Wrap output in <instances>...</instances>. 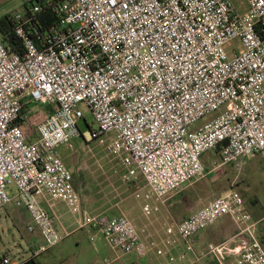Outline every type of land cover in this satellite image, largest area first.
Wrapping results in <instances>:
<instances>
[{
    "label": "built area",
    "instance_id": "2783aa9c",
    "mask_svg": "<svg viewBox=\"0 0 264 264\" xmlns=\"http://www.w3.org/2000/svg\"><path fill=\"white\" fill-rule=\"evenodd\" d=\"M23 2L28 9L13 15L23 53L10 52L0 36V211H28L30 231L42 238L34 256L63 239L42 201L80 208L58 152L79 136L106 145L126 171L124 181L141 177L151 191L145 198L163 203L206 176L208 152L219 153L218 169L264 157V0H247L244 13L232 0ZM45 7L57 19L47 26L39 17ZM88 114L97 127L83 133L80 122L91 127ZM144 211L151 213L149 204ZM225 216L239 232L196 252V235ZM83 224L114 250L145 253L141 232L125 215ZM174 227L168 233L175 231L197 261L213 256L225 264L232 255L237 264H264L257 223L236 191ZM22 263L0 255V264Z\"/></svg>",
    "mask_w": 264,
    "mask_h": 264
},
{
    "label": "rangeland",
    "instance_id": "374dc122",
    "mask_svg": "<svg viewBox=\"0 0 264 264\" xmlns=\"http://www.w3.org/2000/svg\"><path fill=\"white\" fill-rule=\"evenodd\" d=\"M232 1L240 12L244 13L249 10L247 0ZM24 8L23 0H0V18L6 15H14L18 11H24ZM234 43L240 45L238 40ZM87 117L91 127H88L84 121L80 122V129L83 133L90 132L91 128L97 127L94 118L89 114ZM204 122L205 120L202 121V123ZM105 138L108 142L109 138ZM58 152L71 171L74 177V185L81 198L84 194L85 197H92L96 201L103 200L105 203L104 210L110 209L115 203L124 199L121 206L129 210L128 215L127 213L125 215L134 223L141 234L142 231L145 232L141 229L147 226L159 230L151 252L155 264L187 263L189 254L186 252L181 238L175 231L173 234L168 233L169 229L174 230L175 227L166 218L165 204L154 195L146 199V194H151L148 187L141 188V196L137 198L134 192L128 188L130 183L123 179V167L121 164L119 165L117 158L107 153L106 145H102L97 140L87 141L83 136H79L72 142L71 146H62ZM214 156V152H208L205 155L206 172L209 166H213L214 161L220 160L218 154L217 159ZM248 169L244 173V179L238 183V186L247 193L245 194L248 200L245 203L246 208L249 206V200L257 199L259 208L264 210V169L258 165L257 160H252ZM231 178V174H227L225 180H231ZM218 179L222 178L219 177ZM205 181L208 182L209 179L206 178ZM217 181L215 178L214 184ZM79 187L82 188V193ZM136 188L140 187L137 186ZM87 190H89L88 193ZM238 193L245 200V196L240 192ZM219 196L221 194L217 198ZM145 204L150 205L151 213L149 215L144 211ZM250 206L254 207L252 204ZM114 209L111 208L110 212ZM116 211L117 209L114 210V212ZM84 217L81 208L72 212L68 211L63 221L72 233L67 236L61 232L63 237L61 242L36 255V264H95L97 259L110 253L109 244L99 230L90 224H87L84 229L78 228L79 224L87 221ZM31 224V216L25 208L10 206L1 210L0 255L11 252L18 261L23 260L24 257H30L33 252L31 251L32 248H36V246L39 248L40 246L39 239L36 238L38 230L30 231ZM183 254H186V258L182 260L180 256ZM141 258L145 257L142 256Z\"/></svg>",
    "mask_w": 264,
    "mask_h": 264
},
{
    "label": "crops",
    "instance_id": "0c3cea01",
    "mask_svg": "<svg viewBox=\"0 0 264 264\" xmlns=\"http://www.w3.org/2000/svg\"><path fill=\"white\" fill-rule=\"evenodd\" d=\"M214 154V157L217 159L216 156L217 154L219 155V153L214 152ZM252 160H257L258 165L262 166V168L264 169V157L262 155H257L253 158L243 159L234 163L223 165L221 168L218 169L217 165H219V163L221 162L220 158L219 161L216 160L213 162V166L211 165L208 167V171L205 177L190 184L179 193L169 194L166 197V202H164L166 206V218L168 222L172 226H175L179 222L188 218L190 215L196 213L203 207L207 206L211 201L215 200L218 195H223L230 191H236L243 194L245 196L244 203H246V201L248 200L245 194L247 193L238 186V183L244 179V173L249 170L248 167ZM117 161L119 162V160ZM122 172L123 175L126 173L124 169L122 170ZM227 174H231V180H225ZM219 177L222 179H218ZM206 178L209 179L208 182L205 181ZM215 178H217L218 180L216 184H214ZM138 179H140V181H138ZM138 179L135 182L129 184L128 188H130V191L134 192L135 190H137V186L140 187V189L145 187V182L143 181V179L141 177H139ZM79 190L82 193L81 187H79ZM88 191L89 190H87V193ZM123 200L124 199H121V202L115 203L111 207L117 209L116 212H114L115 209L110 212L111 208L108 210H104L105 203L103 200L96 201L92 197L86 196V198H83L82 196L80 208L83 210L85 216L84 218L86 219H90L99 215H104L108 217L125 215V213H127L128 215L129 210H126L121 206L124 202ZM248 203L249 206H247L246 208L245 205V208L246 210L248 209L247 211L252 215L253 221L257 223V234L264 246V210H261L259 208L257 199H255L254 201L253 199H251ZM42 204L44 205V207H46L48 211H50V213L55 216L59 225L60 232L65 233L67 236L71 234L72 231H69L68 227L64 224L63 221V218H66V214L68 213V211L72 212L68 208V206L61 201H57L56 203H54L53 207L49 206L44 201H42ZM250 204H252L254 207H251ZM85 226L86 225L81 223L79 224L78 228L84 229ZM141 230H145V232L142 233V240L145 244V253L142 256H144L145 258H141L142 256H137L134 254L125 255L121 251L114 250L109 246L110 253L106 254L102 258L97 259L95 264H155L154 259L151 256V252L155 243V238L158 236L159 230H157L156 228H151L150 226L143 227ZM239 230L240 225H238L232 219L231 216H225L221 218L214 225L208 227L203 231H200L196 235V252L199 253L205 250L209 244H221L230 241L239 232ZM36 238L39 239V244H41L42 238L39 231L36 232ZM37 248L38 246H36V248H32L31 251L33 252L31 253V256L24 257L23 260H21L20 262L30 261L31 258H34V262L29 264H36L35 259L37 258V256H34L33 253L34 251H36ZM7 253H10L11 255H13V257H15L13 253ZM186 264L220 263L213 256H208L202 259L201 261H197L195 259L194 254L190 253ZM225 264H237L236 258L232 255H228Z\"/></svg>",
    "mask_w": 264,
    "mask_h": 264
},
{
    "label": "trees",
    "instance_id": "16d2710c",
    "mask_svg": "<svg viewBox=\"0 0 264 264\" xmlns=\"http://www.w3.org/2000/svg\"><path fill=\"white\" fill-rule=\"evenodd\" d=\"M39 1L45 3L46 0H39ZM24 9H28L27 5H25ZM39 17L40 20L46 26L57 21L56 17L54 16V13L46 7H45V11L42 14H40ZM0 36L10 52L21 53V54L23 53L22 41L15 33L13 15H6L0 18ZM87 126L89 127V125ZM73 183H74V177H73ZM83 198H86L84 194H83ZM33 260L34 258H31L30 261L23 262L22 264L32 263L34 262Z\"/></svg>",
    "mask_w": 264,
    "mask_h": 264
}]
</instances>
